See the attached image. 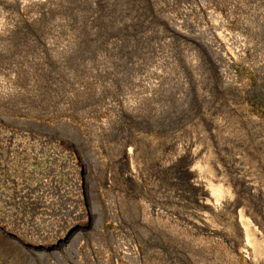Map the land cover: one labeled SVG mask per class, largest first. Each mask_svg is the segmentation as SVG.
<instances>
[{"label": "rangeland", "instance_id": "1", "mask_svg": "<svg viewBox=\"0 0 264 264\" xmlns=\"http://www.w3.org/2000/svg\"><path fill=\"white\" fill-rule=\"evenodd\" d=\"M0 264H264V0H0Z\"/></svg>", "mask_w": 264, "mask_h": 264}, {"label": "bare ground", "instance_id": "2", "mask_svg": "<svg viewBox=\"0 0 264 264\" xmlns=\"http://www.w3.org/2000/svg\"><path fill=\"white\" fill-rule=\"evenodd\" d=\"M218 48L223 49V45L219 46ZM251 121H254L251 119ZM130 155V151L128 153ZM131 156V155H130ZM130 177L135 181L138 179V175L131 172ZM139 180V179H138ZM191 187H193L197 191V195L199 196L198 199L200 200V205L206 211L200 215V220L204 225L210 224L212 222V217L216 214H221L223 216L227 215L226 210H230L231 212L235 213L236 224L241 231L242 234L247 238L246 243L239 247L238 253L246 255L245 257H254L255 255V248L254 243L251 240L252 232L255 231V224L251 217H249V213L240 208V204H237L235 197L233 194L230 193H220L218 190L213 192V187L209 183V181L204 180V178H198L197 180L191 181L189 183ZM222 192V191H221ZM238 200V199H237ZM82 216L86 217L87 213L85 208L81 209ZM252 220V221H251ZM257 231V230H256ZM18 241V240H17ZM248 259V258H247ZM251 260V259H250ZM253 261V259H252Z\"/></svg>", "mask_w": 264, "mask_h": 264}]
</instances>
